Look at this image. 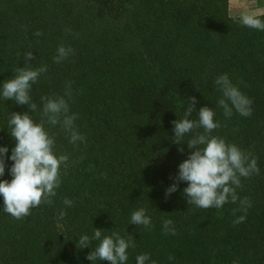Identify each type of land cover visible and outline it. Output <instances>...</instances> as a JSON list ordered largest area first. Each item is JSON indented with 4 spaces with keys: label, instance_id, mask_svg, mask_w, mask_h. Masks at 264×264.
<instances>
[{
    "label": "trees",
    "instance_id": "16d2710c",
    "mask_svg": "<svg viewBox=\"0 0 264 264\" xmlns=\"http://www.w3.org/2000/svg\"><path fill=\"white\" fill-rule=\"evenodd\" d=\"M239 17L230 15L228 0H0V87L32 51L31 66H47L32 87L33 119H40L42 96L64 95L71 82L70 114L86 138L70 143L60 125L45 124L55 153L69 157L62 182L51 205L23 220L3 211L0 196V264H110L86 258L99 241L77 246L94 228L135 238L125 264L145 253L146 264H264V31L241 25ZM37 30L43 35L34 36ZM61 44L74 54L56 63ZM225 73L253 101L251 116L233 109L225 117L217 106L215 80ZM191 97L197 103L190 119L201 107L213 108L221 127L212 135L257 158L259 174L242 177L236 190L251 201L242 223H233L245 215L233 211L239 201L221 209L192 206L183 192L188 183L175 179L192 151L187 141L203 132L173 142L172 122L184 118ZM27 111L0 95V147L8 157L15 147L8 114ZM13 163L6 159L0 180L11 181ZM174 183L177 190L166 197ZM64 198L74 205L66 207ZM140 208L151 218L148 228L130 224ZM166 219L175 235L165 234Z\"/></svg>",
    "mask_w": 264,
    "mask_h": 264
},
{
    "label": "clouds",
    "instance_id": "9594fccd",
    "mask_svg": "<svg viewBox=\"0 0 264 264\" xmlns=\"http://www.w3.org/2000/svg\"><path fill=\"white\" fill-rule=\"evenodd\" d=\"M239 23L250 29L264 31V19L253 12L242 13ZM33 35L39 37L43 33L37 30ZM72 54L74 50L71 47L61 44L57 48L56 56L53 57L54 62L62 63ZM35 58L32 51L25 52L24 67H17L14 77L5 80L0 87V95L3 99L12 100L17 105H27L29 108V111L23 114L19 112L8 114L7 127L10 129V136L15 140L11 156H7L9 150L6 146L0 147V177L5 174L6 159L14 162L8 169L12 176L11 181L0 180L3 211L17 220L29 217L31 210L42 204L53 203L52 197L57 195L56 189L62 182L61 166H67L69 157L55 153V139L45 128V124L60 125L61 130L69 135L70 143L76 144L86 140L75 126L77 115L70 114L68 101L72 98L71 82H67L64 95L42 96L43 107L40 119L38 121L33 119L31 113H36L38 108L31 97L32 87L41 74L47 71L46 65L38 68L31 66L30 62ZM215 84L222 93L217 106L223 109L225 117H231L233 109L243 117L252 115L253 101L231 82L226 73L218 76ZM184 103L185 101H181L180 106L183 107ZM196 103L195 97L189 98L188 107L184 110V118L172 122L173 142L176 144L184 143L183 139L187 134L203 129V132H196L187 141V146L192 151L179 165L178 176L175 179L177 182L188 183L183 192L192 206L202 209H221L226 203L239 201V208L233 211H243L245 215H241L233 223H242L246 219L247 208L251 207V201L248 197L243 199L238 197L236 190L242 187V177L248 178L253 174H259L257 158L236 144L228 143L224 138L212 135L215 129L221 127L220 123L214 120L213 108L201 107L197 114L198 118L190 119L189 117L196 111ZM178 150L183 152L182 147ZM177 187V183L172 184L166 189L165 196L175 192ZM63 204L66 207H72L74 201L64 198ZM65 216L66 212L63 210L58 213L59 220H63ZM172 223L170 219L164 220L163 227L166 235L176 234L174 228L170 227ZM130 224L148 228L151 225V218L146 215V209L140 208L132 212ZM94 229L92 237L82 235L78 239L79 248L89 247L92 241H99L86 258L92 262L100 260L108 261L110 264H125L128 260L127 250L136 246L135 238L132 235L125 238L117 232L102 235L103 230ZM149 260V254H140L136 257V264H146ZM151 264L156 262L152 261Z\"/></svg>",
    "mask_w": 264,
    "mask_h": 264
},
{
    "label": "crops",
    "instance_id": "0c3cea01",
    "mask_svg": "<svg viewBox=\"0 0 264 264\" xmlns=\"http://www.w3.org/2000/svg\"><path fill=\"white\" fill-rule=\"evenodd\" d=\"M231 13H242L264 10V0H228Z\"/></svg>",
    "mask_w": 264,
    "mask_h": 264
},
{
    "label": "rangeland",
    "instance_id": "374dc122",
    "mask_svg": "<svg viewBox=\"0 0 264 264\" xmlns=\"http://www.w3.org/2000/svg\"><path fill=\"white\" fill-rule=\"evenodd\" d=\"M253 13H256L257 15L258 14H261V13H263L264 12V10H261V11H252ZM230 13V15H232V16H240L242 13H245V12H242V13H231V12H229Z\"/></svg>",
    "mask_w": 264,
    "mask_h": 264
}]
</instances>
